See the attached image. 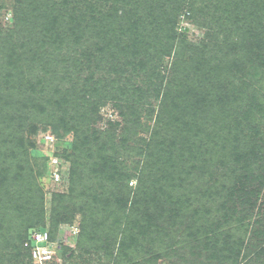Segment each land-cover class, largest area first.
Wrapping results in <instances>:
<instances>
[{"label":"trees","instance_id":"obj_1","mask_svg":"<svg viewBox=\"0 0 264 264\" xmlns=\"http://www.w3.org/2000/svg\"><path fill=\"white\" fill-rule=\"evenodd\" d=\"M223 1H15L11 10L14 27L9 37L0 38V56L8 68L0 74V264H33L25 246L32 233L48 228L51 239L57 241L61 225L67 223L79 231L74 234L72 230L65 245L59 242L61 257L67 256L69 244L76 240L75 245L89 255L103 250V264H155L161 254H152L153 245L173 237L170 226L179 220L189 223L191 250L206 255L203 264H264V242H256L259 246L251 249L244 237H235L224 228L238 222L247 229L242 219L252 215L264 187L259 183L260 187L247 189V172L259 171L264 177V0H239L236 9L225 6L218 24L207 32L208 39L226 32L225 41H218L209 52L207 43L198 47L178 32L184 9L191 14L188 18H195L205 5L224 6ZM195 46V51H202L196 63L189 65L195 72L188 71L182 82L176 77L168 80L163 92L156 88L148 71L155 74L164 58L174 52L172 66L178 68L182 49ZM42 59L51 67L61 66L64 79L72 80L68 92L58 87L48 96L45 79L32 77L29 69ZM205 63L217 71V82L210 72H201ZM98 70L119 76L127 70L148 73L147 88L120 84L116 75L108 83L112 88L117 85L123 96L133 95L132 99L124 97L123 105L116 103L124 108L121 115L128 123L124 145L132 126L142 122L138 110H147L146 102L151 103L144 94L152 87L160 99L154 108V124L145 122L150 137L140 144L152 160L141 170L137 168L142 174L134 190L125 181L136 174L120 169L114 154L121 153V146L113 145L111 128L91 129L103 103L99 89H106L107 99L116 93L106 88L104 74L95 79ZM49 71V79L60 85L54 77L56 70ZM202 77L215 84L213 92L202 89L198 80ZM95 80L98 86L89 84ZM82 81L84 86L79 89L76 85ZM170 83L176 86L175 95ZM68 94L70 102L64 98ZM6 106L14 110L9 118L4 115ZM44 116L40 125L33 122ZM25 130L28 136L39 130L55 136L57 148L43 151L38 170L30 161L39 157V151ZM68 135L73 137L67 142ZM219 140L226 143V150L220 148ZM54 156L62 159V166L69 164L68 180L62 175L60 181L67 184V191H55L48 199L40 179L52 175ZM225 158L229 173L222 177L218 164L223 165ZM147 167L153 173L145 177ZM95 180H99L97 187ZM199 181L207 185L195 191ZM175 194L176 204L170 203ZM116 212L124 214L121 221ZM149 242L150 248L136 256Z\"/></svg>","mask_w":264,"mask_h":264},{"label":"rangeland","instance_id":"obj_2","mask_svg":"<svg viewBox=\"0 0 264 264\" xmlns=\"http://www.w3.org/2000/svg\"><path fill=\"white\" fill-rule=\"evenodd\" d=\"M16 0H0V38L5 39L7 37H9V30L14 27V21H13V15H12V11L13 10V4L15 3ZM228 0L223 1V3L225 4L220 5L219 3L217 5H214V3L211 4H207L204 7H202L201 9L198 10V13L195 14V18H188V16H191V14L188 12V10L184 9V11H182V13H180L179 16V27H178V32L182 33L183 35H185L187 37V40L194 43L196 46H200V44H204L207 43L208 45V52L210 49H213V47L215 46V44H218V41H225V34H227L226 32H220V34L218 35V38H212V39H208L207 37V32H209L210 29H213L219 20V15L222 14V12L225 10V6H229V9H236L239 5V0H231L230 1V5L227 4ZM244 8H241L242 10V15L245 13ZM210 25V27H209ZM222 31V30H221ZM19 38H22V34L19 36ZM221 44V43H220ZM192 47L191 49H189L188 47H184L183 53L184 55L180 58L183 59V61H181V63L179 64L178 68H173V61L176 59V54L175 52L171 55V56H166L164 58V60L162 61L161 65L159 68L156 69V73L155 74H151L149 71V75L154 77V80L156 84V88H160V90L165 89L166 84H168V80L176 77L177 81L179 80V82H182L186 77V73L188 71H194V67H190V64H195L196 61L201 57H199L197 54L198 52H202V51H195L194 48L198 47ZM76 48V47H75ZM222 48V46H221ZM201 49V48H200ZM218 53L221 52V49L219 51H217ZM182 53V54H183ZM45 58H47L46 60H48V56ZM50 59V58H49ZM203 59V57H202ZM204 59V60H208ZM45 59H42L43 62L39 61L38 63L35 64L34 67L30 68L29 71L31 72V74L33 75L32 77L37 80L38 78H43L44 80V84H46L45 87V91L48 94V96H53V94H55V91L58 89H60V92L63 91L62 93H64L65 91H67V89L69 88L70 85H72V80L67 78L64 79V77L66 76V74L64 73V70L61 68V66L59 65H55L53 67L50 66V64L46 61ZM189 62H187V61ZM71 65V64H70ZM49 67L50 70H56V75H54V77L60 81V85H55L56 81H52L51 78V73L49 71V69L46 71V69ZM210 66L205 63L202 65V69L201 72H210V78L212 79L213 82H217V71L216 70H211L208 69ZM26 69V68H25ZM6 70H8L7 65L5 63V61L1 58L0 56V74L1 73H6ZM148 70V68H147ZM237 70V69H234ZM222 69H220V73H221ZM110 73L106 72L104 74V71L102 70H98V73H96V77L95 79L97 80L98 77L100 75L106 76L107 79V84H106V88L107 85L109 83V81L111 80V78L113 79V77L116 75L120 78V84H128L130 86H144L145 88H147V84H146V80L148 79V73H144V71H138V72H133L132 70H127L123 76H119L116 73L112 72L111 70L109 71ZM195 72V71H194ZM226 73V72H225ZM86 74V73H85ZM84 74V75H85ZM222 74V73H221ZM237 78V77H235ZM94 82H90L89 84H94L95 86L97 85V81ZM200 81V84L202 89L205 92H213L214 90V85L212 84V82H206L205 78L202 77L201 79H198ZM118 81V82H119ZM235 82H239L238 78L236 79ZM49 83V85H48ZM117 83V82H116ZM173 85V90H172V94L175 95L176 94V90L174 89V87H176L173 83H170ZM90 85V86H91ZM79 89H81L84 86L83 81L82 82H78V84L76 85ZM93 86V85H92ZM98 86V85H97ZM100 88V87H99ZM108 88H110V91L112 89H114L116 91V93H114V96L112 99H107L105 98V95H107V92H104V89H99L101 90L99 93L101 94L102 99V104H100V109L98 111V116L99 118H97L96 122H92L91 125V129L95 128L97 130H102L105 128H111V130L113 131V137L112 140L113 145L114 146H121L118 148L119 151H121V153H116L114 154V156L119 160L120 162V169L124 170L125 172H128L130 174H136L129 182L125 181V183H129L130 187L133 188V190L135 188H137L138 184H139V177H141L140 171L137 169L139 168L141 170V168L144 166H147L151 160V153L150 152H143V148L144 147H140L141 144V140L144 139H149L150 137V132L147 131L146 126H145V122L151 123L152 125L154 124V121L156 120V112H154V108L158 105L160 99H158L156 97L157 92L154 90L155 88L150 89V91H146L149 92L146 95L144 94L143 98L145 97V99L150 100L151 103L146 102V106H147V110L144 111L143 110H138L137 114H142L141 115V120L142 122L140 124H137L136 126H132V133L129 134L130 136V140H128L127 142H125V145L123 144V137L125 136L126 132L124 131V128L126 125H128V123H126L123 118H122V110L124 108L120 107L118 108L116 106V103H122L121 105H123L124 103V97L129 96L131 99L133 98V95H131V93H129L127 96H123L122 93L120 92V89L117 87V85H115V88H112V84L108 85ZM106 90V89H105ZM10 91H8L9 93ZM220 92V91H219ZM11 93V92H10ZM224 93V92H221ZM57 94V93H56ZM70 94V92H69ZM67 95L64 98H67L70 102V97L71 95ZM104 94V95H103ZM60 95V94H58ZM57 97V95H55ZM12 98V97H11ZM7 100V99H6ZM8 101V100H7ZM5 102V101H4ZM4 102H2V104L5 106ZM6 109L8 110L7 114H4L6 117L9 118V116H11L12 114H14V110L12 108V106L9 108L8 106H6ZM125 111V110H124ZM17 116V114H15ZM97 117V115H96ZM135 118V117H134ZM45 120L46 117H41V119H37L36 121H33L34 123H36L37 125H40L43 121L40 122V120ZM31 121V120H30ZM117 124V126H116ZM116 126L115 128H112L113 126ZM131 125V124H130ZM41 127V126H40ZM106 129V130H107ZM45 131H41L39 130V132L37 134L34 135H29L28 136V132L25 130V136L30 137L32 140H34L36 142V148L39 151V157L38 158H33L30 161V164L33 165V167L35 168V170L40 167L42 168V162L44 161V157H43V151H50V150H54L55 148H57V146L55 144H52V142H48L47 138L45 137ZM211 132L214 133V131L212 130ZM27 133V134H26ZM213 133L211 134V136L213 135ZM127 135V134H126ZM72 135H68L66 137V141L68 142L69 140L72 139ZM172 138V137H171ZM203 139H206V135L203 134ZM64 142V141H63ZM62 142V143H63ZM219 144H220V148H223L224 150H226V143L225 145H223V143L219 140ZM112 145V146H113ZM62 146V145H61ZM113 146V147H114ZM123 147V148H122ZM223 165L218 164V166L221 168V170L217 171L220 174H228V167L226 166V158L223 159ZM68 163L64 164L63 167V171L64 173H62L63 178H65V180H68V176H69V172H68ZM230 165V164H229ZM233 165V164H231ZM234 166V165H233ZM52 162H51V168H52ZM56 168V167H54ZM137 169V171H136ZM259 171L253 173L247 172V175L249 177V181H250V185H247V189H249L251 186H258L260 187V184H263L262 186H264V183H261L263 181V176L262 173H258ZM153 173V169L152 167H147V170L144 171L143 175H145V177H148V175H152ZM52 175L49 174L47 176H43L42 179H40L41 181V185L43 186L44 192L47 194V198L50 199L51 195L53 192L55 191H65L66 190V186L67 184H63L61 179L60 180H55L52 181ZM193 176V175H192ZM55 179V178H54ZM99 180H95V187H97V183ZM205 180L203 179V182ZM67 182V181H66ZM223 182V181H221ZM148 183V181H147ZM220 183V182H219ZM102 184V183H101ZM105 184V183H104ZM149 184V183H148ZM207 184L201 183V181H199L195 186V191H199L202 189V186H206ZM105 186H107L105 184ZM182 186V185H181ZM221 190V187H218ZM252 188V187H251ZM262 191L260 193H258L259 196L258 200H257V204H255V207H253L252 209V215L247 219V220H243L244 222L248 223V227L247 229H243L244 227H239V223L235 222L234 224H231V226H226L225 231L230 230L232 232V234L235 235V237H244L245 239V244H250L248 247L255 248V246H259L256 245V242H264V187H261ZM132 190V191H133ZM67 191V190H66ZM117 192V191H116ZM187 193V195H190L189 191H185ZM222 192V190H221ZM110 188H107V192L106 194H110ZM133 193V192H132ZM192 195V194H191ZM257 194H255L256 196ZM175 197L171 200L170 199V203L174 202L176 204V200H177V194L174 195ZM193 198V197H192ZM218 200L219 197H218ZM203 201V199H202ZM201 201V202H202ZM198 202V201H197ZM201 202L199 203H195L197 206L201 204ZM241 207H243L241 205ZM240 207V208H241ZM188 208H184V210H186ZM192 211V209H191ZM116 215H119L118 221H121V219L123 218V213H115ZM114 214V215H115ZM184 214V213H183ZM183 214L181 216H183ZM80 216V215H79ZM78 216V218H79ZM116 218V217H115ZM114 220V217L112 218ZM184 219V218H183ZM126 220V219H125ZM124 220V221H125ZM169 221V220H168ZM258 221V222H257ZM172 221H169V223H171ZM178 224H174V226H170V231H172V236L171 238H169L168 236L165 237V241L162 242H156L153 246L154 249H152V254H161L160 258L155 261V264H203V262L205 263V259H206V255L202 253L198 254L197 249L196 250H191L192 245L191 242L193 241L192 238L190 239V230L188 229V222L185 221V223H183L181 220L178 221ZM47 223L50 224L49 220L47 221ZM48 224V225H49ZM72 226L70 224H62L61 228H60V232L58 233V241L62 242L63 244L66 243V241L69 240L70 236V232L72 231ZM71 240V239H70ZM156 240H160V239H156ZM75 241L74 243L69 244V248L70 250L68 251L67 256L64 257H59L57 258V261L54 262V264H103L104 263V259H105V253L104 251L100 250L101 252L98 254H94L92 253V255L87 254L86 252L82 251V249L80 247H77L75 245ZM174 244V247L170 248V244ZM264 244V243H263ZM65 245V244H64ZM1 248V245H0ZM150 248V242L145 244V248L144 250H142L141 252H138L136 254V256H142L143 252H146L148 249ZM59 250V255H62V251L60 249ZM142 253V254H141Z\"/></svg>","mask_w":264,"mask_h":264},{"label":"built area","instance_id":"obj_3","mask_svg":"<svg viewBox=\"0 0 264 264\" xmlns=\"http://www.w3.org/2000/svg\"><path fill=\"white\" fill-rule=\"evenodd\" d=\"M45 137L48 142L54 143L55 136L52 133H45ZM52 166L51 171L55 180L62 179V173L59 171L64 167L62 166V159L58 156H54L52 159ZM72 228L73 233L77 234L79 231L78 227L72 226ZM25 246L30 249L33 264H54L57 258L60 257L58 249L61 250V245L58 240L53 241L51 239L48 228L36 229L31 235V240L25 242Z\"/></svg>","mask_w":264,"mask_h":264}]
</instances>
